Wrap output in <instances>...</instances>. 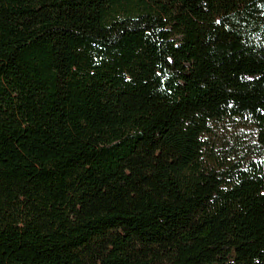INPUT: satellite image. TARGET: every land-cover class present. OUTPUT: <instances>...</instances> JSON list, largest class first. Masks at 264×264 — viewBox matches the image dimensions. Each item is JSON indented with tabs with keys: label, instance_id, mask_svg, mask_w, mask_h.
Masks as SVG:
<instances>
[{
	"label": "trees",
	"instance_id": "trees-1",
	"mask_svg": "<svg viewBox=\"0 0 264 264\" xmlns=\"http://www.w3.org/2000/svg\"><path fill=\"white\" fill-rule=\"evenodd\" d=\"M0 264H264V0H0Z\"/></svg>",
	"mask_w": 264,
	"mask_h": 264
}]
</instances>
